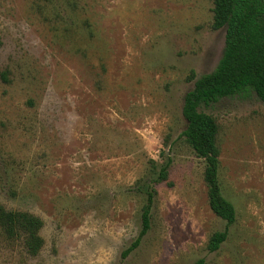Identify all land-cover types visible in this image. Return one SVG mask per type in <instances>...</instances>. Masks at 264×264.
Returning <instances> with one entry per match:
<instances>
[{
	"label": "rangeland",
	"instance_id": "obj_1",
	"mask_svg": "<svg viewBox=\"0 0 264 264\" xmlns=\"http://www.w3.org/2000/svg\"><path fill=\"white\" fill-rule=\"evenodd\" d=\"M212 8L0 0V204L42 220L36 253L0 230V264H264V102L247 92L199 106L217 123L236 212L215 251L208 238L226 222L181 135L184 95L224 47ZM152 187L150 227L122 257Z\"/></svg>",
	"mask_w": 264,
	"mask_h": 264
},
{
	"label": "trees",
	"instance_id": "obj_2",
	"mask_svg": "<svg viewBox=\"0 0 264 264\" xmlns=\"http://www.w3.org/2000/svg\"><path fill=\"white\" fill-rule=\"evenodd\" d=\"M212 28L224 26L222 54L215 68L196 78L185 93L182 117L186 125L181 135L194 153L203 158V178L207 185L211 211L225 220L226 227L214 232L207 241V249L215 251L227 237V226L236 217L234 205L221 190L218 178V126L214 118L199 110L200 105L216 102L221 97L253 92L264 102V0H213ZM169 161V160H168ZM165 161L153 178L154 183L167 177L170 162ZM155 188L147 193L140 214V229L134 240L122 251L125 257L139 244L150 227V207ZM42 220L22 210L7 209L0 204V230L9 238H20L30 253L41 247L38 234Z\"/></svg>",
	"mask_w": 264,
	"mask_h": 264
}]
</instances>
